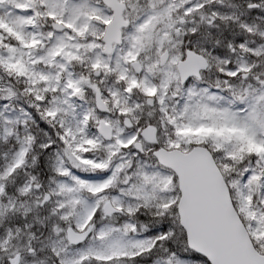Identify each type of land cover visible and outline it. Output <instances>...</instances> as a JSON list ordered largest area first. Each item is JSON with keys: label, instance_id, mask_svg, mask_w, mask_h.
I'll return each instance as SVG.
<instances>
[{"label": "snow or ice", "instance_id": "6c2138e0", "mask_svg": "<svg viewBox=\"0 0 264 264\" xmlns=\"http://www.w3.org/2000/svg\"><path fill=\"white\" fill-rule=\"evenodd\" d=\"M0 264H264V0H0Z\"/></svg>", "mask_w": 264, "mask_h": 264}]
</instances>
